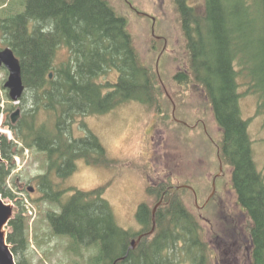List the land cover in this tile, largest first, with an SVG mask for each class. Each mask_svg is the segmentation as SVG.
Masks as SVG:
<instances>
[{
  "label": "trees",
  "instance_id": "trees-1",
  "mask_svg": "<svg viewBox=\"0 0 264 264\" xmlns=\"http://www.w3.org/2000/svg\"><path fill=\"white\" fill-rule=\"evenodd\" d=\"M175 3L180 6L189 60L188 74L181 71L174 80L181 86L194 83L208 97L222 134L221 141L212 144L220 162L231 169L232 188L243 208L242 237L250 264H264V172L253 158L239 92L245 85L257 98L258 116L264 120V0H203L195 8H187L184 0ZM114 9L109 0H0V39L19 58L25 86L21 117L7 125L17 141L47 157L46 172L34 179L41 198L33 202L59 208V212L48 210L47 218L55 235L70 239L71 252L80 256L82 247L95 250L84 264H211L207 252L213 250H208L201 223L181 203L184 196L178 190L186 189H168V179L147 191L157 203L163 200L155 216L147 204L138 207L139 232L117 224L111 205L102 197L108 185L85 191L53 184V176L70 177L79 160L93 167L112 164L86 123H81L86 135L72 139L71 129L80 118L105 115L131 102L157 105L167 87L160 70L164 53L158 54L154 66L145 64L127 19ZM61 48L69 55L57 63ZM110 71L118 72L117 81L102 82ZM41 112L48 114L44 122L38 118ZM0 140L7 162L0 167V194L15 200V192L30 193L29 187L14 184L15 191L7 183L15 168L14 156L23 150L4 137ZM68 192L72 195L65 201ZM15 207L7 242L17 264H32L22 199L15 201ZM224 237L229 245L227 234Z\"/></svg>",
  "mask_w": 264,
  "mask_h": 264
},
{
  "label": "rangeland",
  "instance_id": "rangeland-1",
  "mask_svg": "<svg viewBox=\"0 0 264 264\" xmlns=\"http://www.w3.org/2000/svg\"><path fill=\"white\" fill-rule=\"evenodd\" d=\"M109 2L118 15L127 19L128 30L145 64L154 66L159 58L158 54L164 53L160 70L167 87L161 91L162 97L157 105L149 107L139 102H131L109 114L80 118L71 129L72 139L76 140L86 135L81 126L82 122L86 123L99 137L112 164L109 167H93L88 166L84 160H79L75 172L70 177L64 180L57 175L53 176V184L61 189L75 188L85 191L100 186L106 187L108 184L102 197L111 205L117 224L126 230L139 232L141 227L136 219L138 207L147 204L154 208L157 202L156 197L147 192L150 187L166 179L171 181L173 186L180 188L184 185L191 186L197 194L198 204L203 205L212 196L213 179L218 175L215 196L211 197L208 205L202 209L195 207V197L191 190L178 191L184 196L182 199L185 201L184 205L201 223L203 238L209 243L208 250H213L207 252V255H211V264H225L233 258L235 251L232 246L229 249L224 237L226 233L223 230L232 227V220L225 217L234 216L239 222H242L240 220L242 217L240 212L232 208L237 198L230 181L231 169L220 162L216 147L212 144L220 142L222 134L205 91L194 83L181 86L174 80L175 75L181 71L186 70L188 74L189 60L187 43L176 6L173 0H109ZM136 11L153 15L157 19L155 24L150 19L152 16L145 18ZM158 37L161 39L158 40ZM164 40H167L168 44L167 50L162 52ZM68 55L67 49L61 48L57 52L56 62L67 60ZM156 69L158 73V68ZM118 76V72L110 71L101 81L113 83L117 81ZM7 77L8 72L0 69V97L4 100L2 105L0 104L3 114L0 115V119L3 118L5 127L13 111H11L13 104L8 101V91L3 88ZM239 92L242 94L240 100L242 117L249 121L248 131L253 142V158L258 170L264 172V120L262 116H258V100L249 93L245 85L240 86ZM38 118L44 122L48 119V114L41 112ZM185 124L187 128L179 127L180 125L185 127ZM27 156L28 160H23L25 161L23 169L12 176L10 184L13 188L14 184H18L21 189L24 187L35 189L28 192L30 196L24 192L25 190L18 192L24 193L30 205L36 208L37 218L32 228L29 225L28 232L32 264H84L95 250L82 247L78 251L80 256L71 252L70 239L63 235H55L47 218L48 210L59 212V208L49 203L32 202L41 198L39 184L34 179L46 172V154L29 149ZM71 195L72 192L66 193L64 200L67 201ZM16 200L18 197L5 201L16 210ZM6 231L8 232V229ZM237 233L240 240L241 232L238 230ZM240 248L241 263L250 264L247 262L245 242Z\"/></svg>",
  "mask_w": 264,
  "mask_h": 264
},
{
  "label": "water",
  "instance_id": "water-1",
  "mask_svg": "<svg viewBox=\"0 0 264 264\" xmlns=\"http://www.w3.org/2000/svg\"><path fill=\"white\" fill-rule=\"evenodd\" d=\"M2 65H4L9 72L8 80L5 84V87L9 90V97L11 100L17 101L21 98L25 87L22 79V67L20 60L15 56L14 52L10 48L0 51V67ZM51 76L52 75H50V77ZM19 116L20 110H16L12 115V121L16 122ZM2 161L3 159L0 150V163ZM32 190L33 189H31V191ZM12 214V206L5 203L0 195V264H17L11 251V246L7 242V235L5 231ZM139 240L132 242L133 249L137 246Z\"/></svg>",
  "mask_w": 264,
  "mask_h": 264
},
{
  "label": "flooded vegetation",
  "instance_id": "flooded-vegetation-1",
  "mask_svg": "<svg viewBox=\"0 0 264 264\" xmlns=\"http://www.w3.org/2000/svg\"><path fill=\"white\" fill-rule=\"evenodd\" d=\"M177 0H173V3L175 4V8H176V12H177V14L179 15V9H180V6H178V5H176V2ZM191 2H193L192 0H184V3L186 4V6H187V8H195L196 6H198L199 5V2H193L192 4H191ZM139 13V15H141V16H144L145 18H150L151 16H152V18H150V19H152V21H153V24H155V22H156V18L153 16V15H148V14H146V13H143V12H138ZM182 31H183V29H182ZM152 35L154 36L155 35V31H154V27L152 26ZM158 40H160L161 38L160 37H158L157 38ZM167 44H168V42H167V40H164V48H163V50H162V52H164V51H166L167 50ZM161 52V53H162ZM206 94V93H205ZM207 99H208V97H207ZM217 178H218V176H215L214 177V179H213V182L215 183V185H216V181H217ZM163 181V180H162ZM169 188H177V186H173L172 184H171V187L169 186L168 187V189ZM187 189H189V188H187ZM189 190H191V189H189ZM192 191V190H191ZM193 193H195V192H193ZM216 193V192H215ZM214 196H215V194H214ZM195 198H196V201H197V196H195ZM210 201V200H209ZM208 201V202H209ZM161 202H163V201H160V202H158V203H156L155 204V206L154 207H156V210H155V215H156V212H157V210L159 209V207L162 205V203ZM181 203H183V204H185V201H182ZM203 206V205H202ZM232 208H233V210L234 211H239V212H242L243 213V208L240 206V204L239 203H235V204H233V206H232ZM198 209H202V208H199L198 207ZM230 210V209H229ZM230 218V220H232V227H231V229H225V230H223L224 231V233H226L227 234V236H228V238H229V241H230V243H229V249H230V247L232 246L234 249H235V251L233 252L234 254H233V258L232 259H230V261L229 262H227V263H225V264H242L241 263V260L239 259L240 258V254H241V252H242V250H241V245L244 243V241H243V237H242V235L244 234V227L242 226V222H239V221H237L236 219H235V217L233 216V217H230L229 215L227 216V217H225V219H229ZM234 219V220H233ZM204 220H206L205 218H204ZM237 228V229H236ZM240 231L241 232V238H240V240L238 239V233H237V231ZM245 235V234H244ZM240 246V247H239ZM248 250L249 249H247L246 248V253H247V255H246V257H247V262L248 263H250V254L248 253Z\"/></svg>",
  "mask_w": 264,
  "mask_h": 264
},
{
  "label": "bare ground",
  "instance_id": "bare-ground-1",
  "mask_svg": "<svg viewBox=\"0 0 264 264\" xmlns=\"http://www.w3.org/2000/svg\"><path fill=\"white\" fill-rule=\"evenodd\" d=\"M205 62V61H204ZM2 123H0V131H2ZM20 140V139H19ZM160 228V227H159ZM162 230V229H161Z\"/></svg>",
  "mask_w": 264,
  "mask_h": 264
}]
</instances>
